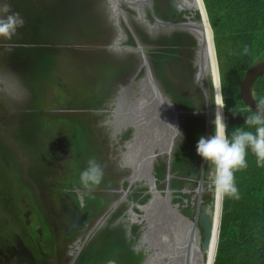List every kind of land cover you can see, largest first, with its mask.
<instances>
[{"label":"rangeland","instance_id":"374dc122","mask_svg":"<svg viewBox=\"0 0 264 264\" xmlns=\"http://www.w3.org/2000/svg\"><path fill=\"white\" fill-rule=\"evenodd\" d=\"M147 1L160 19L169 20L176 12L170 6V0ZM5 4L9 6L7 13L3 11ZM119 5L125 13L116 20L109 0H0V17L18 12L25 20L24 26L11 40L0 38V229L6 230L17 219L27 226L24 230L17 224V236L29 247L30 240L24 237L26 231L34 241L37 235L32 231L39 224L38 229L43 228L45 233V238L39 237L42 240L39 250L46 252L41 255L42 264H55L56 258L59 264H97L110 259L117 252L116 245L108 247L112 238L110 232L117 228L123 233L128 249L139 255L138 264L149 254L158 255L159 251L170 249L169 244L167 248L165 245L173 235L174 226L171 225L175 221L169 216L161 218L159 214L157 217L156 214L160 213L158 207L150 210L152 213L148 216L152 219L150 225L159 221L157 226H148L145 216L140 221L128 216L130 208H134L137 215L144 214L138 206L147 202L149 189L144 178L128 182L129 170L119 163L120 150L132 137V128H126L118 139L112 138L109 128L108 119L113 117L111 113H115L111 101L120 85L127 83L132 76L138 78L144 74L140 52L133 48V38L144 47L159 88L175 109L180 110L178 129L183 133V142L180 143L176 134L169 153L160 152L155 156L152 169L156 188L162 192L168 189L171 203L178 204L180 212L192 218L197 202L195 188L201 176L200 203L210 198L213 202L214 187L211 179L204 177L209 162L205 163L196 153V143L204 135L206 114L203 94L195 82V40L187 32L169 26L149 28L133 7L122 2ZM141 13L142 18L153 22L144 3L141 4ZM30 15L35 19H30ZM180 18L181 12L177 20ZM118 26L122 31L119 36ZM179 33L186 39L178 38V48L170 46L169 51L173 53L166 60L158 61L159 70L155 69L149 55L165 48L156 41ZM27 43L39 48L36 55L25 47ZM202 81L207 95H210L208 81L205 78ZM93 92L95 95L88 97ZM137 92L136 97L133 93L128 95V100L141 99L143 109L146 100L141 86ZM163 102L165 104L167 100ZM122 106L116 113L117 119H130L127 114L133 107L127 110V102ZM209 107L210 104L208 114ZM142 117L137 122L139 129L135 144L140 152L149 149L163 130L161 118L157 117L158 122L153 113L145 112ZM75 121L86 127L88 134L83 144L78 145V151L74 146L77 136L74 131L79 132ZM212 132L210 121L207 136ZM81 153L84 160L94 158L101 165L104 185L85 188L81 183L80 174L88 166L87 162L84 167L77 164ZM183 158L186 165L198 170L189 179L188 190L184 188L186 172L178 166ZM52 188L73 194L86 193L84 203L89 204L85 210L94 213L88 215L87 225L77 235L62 244L60 255L50 253L51 243L44 224L45 218L50 217L43 216L47 211L44 200ZM94 195L101 197L96 200ZM103 200L104 204L99 208ZM152 205L153 209L157 202ZM40 224L43 225L40 227ZM144 230L147 235L142 240ZM156 233L160 235L155 236ZM161 235L160 242L158 237ZM22 242L20 245H24ZM118 250L125 249L119 247ZM31 252L39 255L32 248Z\"/></svg>","mask_w":264,"mask_h":264},{"label":"trees","instance_id":"16d2710c","mask_svg":"<svg viewBox=\"0 0 264 264\" xmlns=\"http://www.w3.org/2000/svg\"><path fill=\"white\" fill-rule=\"evenodd\" d=\"M201 1L212 32L220 100L225 101L226 107L223 111L230 134L234 127L243 126L246 115L253 113L240 98L239 83L245 70L264 58V0ZM29 18L35 19V16L30 15ZM178 18L179 13L173 21ZM181 36V33L172 34L165 37V40L161 37L162 41H156L165 48L162 51H153L149 55L155 69L159 70L158 61L166 60L173 53L169 51L170 46L178 48L180 45L178 38L186 39L185 35ZM25 47L35 55L39 51V48L32 47L30 43L25 44ZM245 48L247 52L244 51ZM253 94L259 103L264 101V74L254 81ZM93 95H95L94 92L88 97ZM122 98L129 108L134 107V103L137 102L135 99L128 100L127 95H122ZM230 107L238 110L240 115L233 118L228 111ZM77 126H79V132L74 131L77 134L74 146L78 151V145L83 144L88 134L86 127L83 128L79 123H76V128ZM246 159L248 167L235 173L240 198L221 199L218 232L216 230L212 256L213 264H264V167H257L256 158L251 151L248 152ZM181 161L178 165L179 169L185 171L187 175L193 167L186 165L184 158ZM84 162L88 163L81 153L77 164L84 167ZM100 184L104 185L105 182ZM95 197L97 200L101 196ZM110 235L112 238L108 247L117 246V252H114L115 255H111L110 259L117 264H138L139 255L134 254L124 244L123 233L117 228L110 232ZM119 247L125 250L120 252Z\"/></svg>","mask_w":264,"mask_h":264},{"label":"bare ground","instance_id":"6f19581e","mask_svg":"<svg viewBox=\"0 0 264 264\" xmlns=\"http://www.w3.org/2000/svg\"><path fill=\"white\" fill-rule=\"evenodd\" d=\"M119 2L117 4L118 5L117 9L113 12L112 8L114 7L115 0H109V6L111 9V12L113 13V16L116 18V20H118V18H117L118 14L121 17H123L124 13H125V10L119 5ZM178 6H179V11L181 12V18L178 21L179 23H181V22H186V23L198 22L201 26V27H199V26L197 27L195 24H193V25H189L187 27H179V26H171V27L172 28H179V29L181 28V29L185 30L195 40V42L193 44V66L195 68L196 73L199 74V76H200L199 80L203 83L202 80L205 78L208 81L210 88H211V94L207 95L208 100H209L208 105L210 104V107H209L210 113L207 115H208V120L210 123V121L214 118L215 109L217 108L218 102L220 101L217 65H216L215 54H214V49H213V41H212L211 35H210V28L206 22L205 12L203 9L204 7H203L201 0L180 1ZM118 28H119V32H120L118 34V36H119V35H121L122 31L120 30L119 26H118ZM202 40L204 41V44H205L204 48H202V44H201ZM202 85L204 86V88L206 90L204 83ZM140 86L142 87V92L144 93L146 105H144L143 109H141V99L137 98V102L134 103L133 110L129 111V113L127 114V115H130L131 118L127 119V118L123 117V118L118 120L116 117V113L118 112L119 107L122 106L121 102H125V100L122 98V95L128 96L131 93H133L134 97H136V95L138 94L137 90ZM161 94H163L164 97H161ZM160 97H161V100L162 99L167 100V103H165V104L162 100L163 107H165V108L167 107V110L170 113H171V109L173 111L175 110V107L172 105L171 100L169 99V97L166 94L161 92ZM111 103H112L111 105H113L112 112L115 111L114 114L111 113V116H113V117L108 119L109 124H110L109 128H111L112 138L118 139V135H121V133L126 128H132V130H133L132 137L128 138L125 141V143L123 145L124 149L120 150V154L118 153L119 157H120L119 163H120L121 167H125L128 170H130L128 178H127L128 182H132L134 180L144 178L146 180V182H148V186H149V193L148 194L150 195V197L148 199H150V202H145L144 204L142 202L141 203L142 205H140V210H142L144 212V214L143 215H141V214L137 215L136 213H134L135 211H133L134 208L133 209L130 208L128 211V216L130 218H132L133 220L136 219L138 221L143 220L144 216H145L146 218H148V226H152L153 224L157 226V222H159V221H156V223H153L152 225H150L152 219L149 218L150 217L149 215H151L152 212H149V215L147 213L148 205L152 204V202H157V206H154V208L155 207H156V209H157V207L159 209L164 208L166 210V212L169 214V218L171 220H174L175 222H177V226H178L177 229L175 227H173V225H171L173 227V229H175L174 230L175 235H172V237H169L168 244L170 246V249L167 248V249H164L163 251H159L160 256L163 260L162 264H171V263H167L168 257L170 258L171 254H172V258H173L174 255H176V254H178V252H180L181 246H183L185 244V242L188 240V234H189V231H190L192 226H194V228H195L194 237L197 240L196 242L200 243L201 239H202V233L200 230L201 228L197 224L198 221L195 218V216L190 218L186 215H183L180 212V210L178 209V207H179L178 204H172L171 203L172 196H171L170 191L168 189H166V191L162 192L156 188L155 176L153 174V169H152L153 162L155 160V156H157L160 152H165L168 154L170 149H171V146L173 144V139L175 138V135L177 134V129L175 127L178 128V115L176 117L177 122L175 123V116L172 113L171 114L172 116H170V119H169L170 120L169 123L166 124L165 127L162 128L163 130L159 133L158 139L155 141V143L153 145H150L149 149L144 148L143 151L140 152L138 150V147H137L138 145L135 146V144L137 142V140H136V135L138 133L137 130L139 129L137 122L140 121V118L142 117L143 114H145V112L147 114H148V112L151 114L153 113L156 116V118L154 117L155 119H157V117L161 118V112L159 110L160 107L158 106V104H156L155 99H153L151 89L148 85L147 80L145 79V76L142 75L141 77H138V78H135L132 76L129 79V81L127 80V83L120 85V87H119L118 91L116 92L115 96L113 97V100L111 101ZM169 104H171V105H169ZM125 108H126V106H125ZM127 108H128L127 110L131 109L128 106H127ZM147 116L149 117V115H147ZM106 119H107V117H106ZM108 120H107V123H108ZM157 121H158V119H157ZM152 124L154 125V123H152ZM172 125L175 127H173ZM114 142L116 143V141H114ZM202 164H203V162L201 161V165L199 166L200 172H201ZM200 177L197 179V181L200 182L199 188L201 191L202 186H201ZM209 178L211 179V177H209ZM188 187L189 186H186V184L184 185L185 190H188L189 189ZM195 193H197L196 190H195ZM159 202H160V204H162V207L160 206ZM219 210H220V197H218L214 191L213 202H212V198H211V212L213 215V225H212V231H211L210 245H209L208 251H207L206 256H205L206 264L212 263V256H213V250H214V244H215V235H216V229H217V224H218V219H219ZM156 215H159V213ZM156 230H155V232H157ZM157 233L155 234V236L160 235V234L157 235ZM146 235H147L146 230H144L143 235H142V240H144V238H146ZM161 237H162V235L160 237H158L159 241H160ZM150 243H152V242H150ZM177 247H178V249L176 250ZM151 257H152V255L149 254L147 256L144 264H149ZM191 257L192 258L194 257V253L191 255ZM180 258L182 260V258H183L182 254L180 255ZM192 258H191V260H193Z\"/></svg>","mask_w":264,"mask_h":264},{"label":"clouds","instance_id":"9594fccd","mask_svg":"<svg viewBox=\"0 0 264 264\" xmlns=\"http://www.w3.org/2000/svg\"><path fill=\"white\" fill-rule=\"evenodd\" d=\"M8 9L9 6L5 4L3 11L7 13ZM24 24L25 20L18 12L0 17V38L11 40ZM244 51L247 52V48ZM225 107V101L220 100L211 120L213 132L207 137L204 135L199 137L196 153L205 163L210 162L214 166L211 184L216 195L221 199L225 197L239 199L235 173L248 167L246 159L248 152L254 154L257 167H264V101L260 102L255 112L246 115L243 126L234 127L230 134L223 111ZM228 111L233 118L240 115V112L232 107ZM175 128L182 143L183 133ZM103 177V168L93 158L89 159L88 166L81 172L80 181L85 188H91L99 185ZM107 264H115V261L109 260Z\"/></svg>","mask_w":264,"mask_h":264},{"label":"water","instance_id":"95a60500","mask_svg":"<svg viewBox=\"0 0 264 264\" xmlns=\"http://www.w3.org/2000/svg\"><path fill=\"white\" fill-rule=\"evenodd\" d=\"M119 1L122 3L128 4L130 7H133L134 10L137 12L138 17L140 19H143L149 28H153L155 25H160L163 27H167V26H169V27H171V26L187 27V26L193 25V24H195L197 27L198 26L201 27L198 22H196V23H194V22L193 23H186V22L179 23L178 22L179 20L173 21V19L177 15V13L180 12L179 6H178L179 2L180 1H188V0H170V6L176 12H174V14L171 16V19H169V20H163V19H160L159 17H157L151 11V7L149 6V2L147 0H115L114 7L112 8L113 12L117 9V7H118L117 4ZM142 3H144L147 6V8L150 10L152 20H153L152 23H149L147 21V19L142 18V13H141V4ZM204 12H205V10H204ZM205 17H206V22L209 26L207 16H206V12H205ZM210 35H211V39H212L211 29H210ZM133 41H134V47L133 48L139 50V52H140L141 66L143 67V70H144L143 75L145 76V79L147 80L148 85L151 89L153 99H155L156 104H158V106L160 107L159 110L161 112V124H163V127H165V125L169 123V121H170L169 119H170V116H172L171 115L172 113L175 116V123H176L177 122L176 117H177L178 113H180V110L175 109L173 111L170 108L171 109V113H170L167 110V107L166 108L163 107V103H162V100L160 97V93L162 91L159 88L158 84L156 83L155 78L152 74L148 59H147L145 51H144V47L139 43V41L136 38H133ZM212 41H213V39H212ZM201 44H202V48H204L205 44H204L203 40H202ZM262 74H264V58L256 61L251 66H249L245 70L243 77L239 83L240 98H241L242 102L244 103V105L248 109H250L252 112H255L258 105L260 104L256 100V98L253 94V84H254V81L256 80V78ZM199 77H200L199 74H197L195 71V82L199 86V88L203 94L204 103H205L206 126L204 128V136L207 137L208 126H209V120H208V115H207L208 114V96H207V93H206L204 86L202 85L203 83L199 80ZM172 105H173V103H172ZM213 172H214V166L209 162V165L206 168V171L204 173V177L205 176L211 177ZM197 173H198V170L190 169L187 176H188V178H192ZM199 184H200V182L197 181V186H196L197 189L196 188L195 189L197 191L198 199H197V208H196V212L194 213V216L198 221L199 227L201 228V232H202L201 242L200 243L196 242L197 240L194 237L195 228H194V226H192L190 231H189V234H188V240L185 242V244L183 246H181L180 252H178V254L174 255L173 258H172V254H171L170 258L168 257V259H167V263H171V264H206L205 256H206V253H207L209 245H210L211 231H212V225H213V215L211 212V198L207 202L199 204V193H200L199 192L200 191ZM189 185H190V182H187L186 186H189ZM164 191H166V189ZM78 198H79L80 202H82V195L81 196L78 195ZM147 202H150V199H148ZM153 203L154 202H152V204ZM152 204L148 205V208H147L148 215H149L150 210L153 211L156 209V207L152 209V206H153ZM220 208H221V198H220ZM139 209H140V206H139ZM159 214H160L161 218L165 217V216H169V214L166 212V210L164 208H160ZM219 217H220V212H219ZM172 225L177 229V227H178L177 222H173ZM218 225H219V219H218V224H217V229H216L217 232H218ZM174 230L175 229H173V235H175ZM216 240H217V236H216ZM165 246H166L165 248H167L168 243H166ZM177 249H178V247L176 248V250ZM193 253H194V257L192 258L191 255ZM181 254L183 255L182 260L180 258ZM147 256H146V258H147ZM191 258L193 260H191ZM145 261L146 260H144L141 264H144ZM162 263H163V260L160 256V253H159L158 255H153L151 257L149 264H162Z\"/></svg>","mask_w":264,"mask_h":264},{"label":"flooded vegetation","instance_id":"af4514ba","mask_svg":"<svg viewBox=\"0 0 264 264\" xmlns=\"http://www.w3.org/2000/svg\"><path fill=\"white\" fill-rule=\"evenodd\" d=\"M151 11H152V8H151ZM119 16L120 15L118 14L117 18ZM150 16H151V12H150ZM151 19H152V16H151ZM173 29L186 32L185 30L181 28L180 29L173 28ZM189 179L191 178H188L187 176V181L185 182V184L187 182H190ZM146 184L148 185V182H146ZM148 189H149V186H148ZM58 190L59 189L57 188H52L48 190V192L51 194L47 197V199L44 200L47 211L46 213L43 214V216L44 218L47 215H49L50 217L49 219L45 218V220L47 221L44 223L45 232L51 243L50 253L52 254L56 253L57 255H60L62 244H65V242L68 241L73 235H77L80 232V230L87 225L88 215L89 214L94 215V213L91 210H85L88 207L84 203V199L86 197L84 194L86 193H83L82 202H80L78 195L81 196V194L79 193L73 194L72 192H69V191L63 192V191H58ZM63 193L64 195H62ZM88 195H91V194H88ZM197 199H198V195H197ZM200 201L201 200H200V195H199V204H201ZM103 204H104V200L102 201L100 207H102ZM196 208H197V202H196L195 212H196ZM15 214L16 212L13 214V216ZM17 214L19 215L18 211H17ZM44 218L42 217L43 222H44ZM17 224L19 225V228L24 227V230L27 227L25 225L23 226L22 223L18 222L16 219L14 220V222H12L11 226H7L6 230L2 231L0 229V264H42L41 255L46 254V252H42L39 250V245H41V241H42L41 239H39V237L42 236V238H45L44 229L40 228L43 224L42 225L40 224V227H39L40 229H38L37 227V225L39 224L35 225L33 229L34 231H32V233L35 236L37 235V237L34 238V241H31L32 238L30 234H28L27 232L28 230L26 229L27 235H25L24 237L30 240V242L28 243L29 247L25 246V244L22 242L21 237L19 235L17 236ZM17 237L24 245H20L21 243L20 241L17 242ZM31 248L34 249L36 253H39V255H36L33 252H31ZM61 255H63L62 252H61ZM56 259H57L56 262L54 260L55 264H59L60 262L59 259L58 258ZM109 260L111 259L98 262L97 264H107Z\"/></svg>","mask_w":264,"mask_h":264}]
</instances>
